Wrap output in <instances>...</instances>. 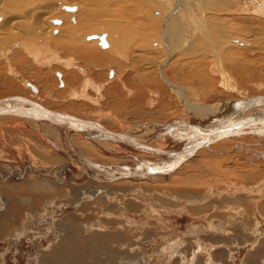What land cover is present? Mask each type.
I'll return each instance as SVG.
<instances>
[{
    "label": "bare ground",
    "instance_id": "bare-ground-1",
    "mask_svg": "<svg viewBox=\"0 0 264 264\" xmlns=\"http://www.w3.org/2000/svg\"><path fill=\"white\" fill-rule=\"evenodd\" d=\"M213 1H217L218 3L215 2V4H212ZM234 1H236L238 6L232 3H226L225 1L222 2L221 0H175V2L174 0H0V45L4 46L8 42L18 43V46L15 48H9V45L2 47V56L6 57L5 59L6 61L8 60V63L9 60L13 61V63L16 62V56L19 52L26 56V58L31 59V62L29 61L30 59H27L28 61L25 62L23 66H18L16 63H14L16 66H13L9 63L10 69H8V71L11 73L12 70L19 78H21L22 75L28 76V74H30L29 68H39L44 73L43 67L46 66L52 70V64L55 63L65 66L67 70L78 69L82 77L79 76L80 78L76 81L74 80L76 78L69 74L70 77L67 76V80L69 82L74 80L78 84L81 80H84L87 88H90L93 86V79L87 76L85 71L79 69V62L86 66L91 65L94 69L95 67H98V69L107 67L114 70L123 69L125 68L123 63L130 61L131 48L135 47V51L138 53L140 59L139 62L149 59L144 62L147 63V66L153 64L156 66L158 65V67L160 66L159 70L162 71V78H160L164 83L166 81L163 76V69L171 59L175 60L174 70L181 75H186V79L190 80V82H184L186 85H208V82L212 84V80H207L211 72L219 77L222 76L223 82H226L228 76L233 78V75L227 74V72H230V67L232 69L237 67L238 59L235 55L238 52L245 51L250 47L254 51L256 49L264 50V48H261L263 44L257 45L258 42L264 41L263 38L259 39L257 34V31H264V0H261L262 3H259L260 0ZM174 9H177L174 16L168 18ZM222 9L228 10L229 14L226 15V13L223 12L222 19L215 18L213 14L221 12ZM232 13L237 14V21L234 20V23H231V20L227 19L232 16ZM242 13L243 17L239 19L238 16L242 15ZM52 14L56 16L48 18V16L51 17ZM142 15H145L149 22L137 21L141 19ZM180 18L183 20L182 23L180 22ZM135 26H138L139 29ZM92 35L95 37H91ZM103 35L104 37L101 38ZM88 37L92 39L88 40ZM233 39H240L241 42L237 41V43L243 46V48H237L238 51H234L231 46L229 47V44L232 43L230 41ZM227 49H232V52ZM94 54H97L101 58L98 60L95 58L96 56H92ZM239 54L241 55V53ZM11 55L12 57L10 58ZM156 55H159L161 59H158ZM259 55L262 56V53ZM42 60L44 63L40 64L39 62ZM249 62L250 61H248V63ZM208 63H211L212 67L207 66ZM35 64L37 68H32ZM252 64L254 65V62ZM243 66H241V68ZM137 68L140 70L141 74L138 75L136 80L147 82V78H149L147 74H145L140 67ZM142 69H144V66H142ZM114 70L112 71L114 72ZM257 72L258 71H256V73ZM237 73L238 70L236 71V74ZM238 74L237 77L240 76V74ZM61 75L63 76L62 73ZM259 75H261L260 72ZM216 77L214 78L216 79ZM239 79L241 78L239 77ZM23 82L25 83L28 81ZM65 82L66 81H64V83ZM44 85L46 93L53 92L51 84L48 86L45 82ZM57 85H59V82ZM65 88L66 84H64L62 89ZM95 88L98 89V86ZM33 90L35 92L37 91L34 88ZM176 93L180 97V103L183 106L186 118L182 119L183 121L171 119L169 122L178 120V122L183 123L182 127L179 126V123H164L163 126H155L151 124L153 122H150L149 126L146 123H142L134 127L132 132L129 131L130 129L126 131L122 129L123 132L112 131L130 137L135 140L136 143L145 146L146 150L149 152L135 150L131 145L111 142L109 140L110 136H103L102 131H73V129L66 126L62 127L45 121L40 122L32 118L18 116H16L17 118H13L11 123L13 122L12 124H16V126H21V128L22 126H28L30 129L38 130V132L41 131L44 133V136L53 137L56 143L52 141L58 151L64 152V155L70 154L69 157H67L69 161L67 165L74 164V166H78L81 175L93 181V184L90 183L93 191L88 193L84 190L87 189L86 187H83L84 189L77 188L78 191H76L75 195L80 194L82 196L79 198V201H77L76 198L72 199V196H70L66 190L62 189L63 187L61 185L58 186L57 183H53L51 181L53 179L48 177L29 178L30 180L26 179L27 181L17 184L8 183V186H4L3 194L0 193L2 196L0 197V202L3 203V199L5 201L8 200L7 204L3 203L4 207L1 209L0 240L2 239L1 237H9V239L12 237L15 239L19 238V233L23 232L26 227L25 223L18 226L19 222L16 220L21 218L22 212L24 211L23 207L25 209L31 207L32 209L30 211L36 210L32 213L35 214V217L53 215L51 217V227L47 229V234H57V238L51 243L49 242L50 246L48 250L42 249L40 253H37L36 258L39 259L40 264H80L81 260H83L82 253L76 252L75 250V237H72L70 240H67L66 237L74 236L79 232L85 233L86 226L93 227L94 225H91L90 222H87L88 225L84 224V216L82 215L83 218H80L81 216H79V213L75 218L66 217L63 220L56 219L55 215L59 213L62 215L65 213L66 206H69V202L75 204V206L76 204L79 206V204L86 203L85 200L88 199L89 201L87 202L91 204V206H106L104 208H106L110 214L107 215V217H99V230L94 231L89 237V242L96 246L98 252L106 253L112 250V245L117 241V239L113 238V235L116 234L115 231L120 232L123 230H119V217L126 213L125 207L127 206V198L131 197L129 199L133 200L135 204L139 206H145L147 198L164 201L163 195L156 189L154 191L148 189L149 191L146 193L145 190L147 185H152L154 187L155 185L153 184L159 182L161 184H177V182H183L189 185L193 190L194 187H198L199 185L204 186L205 184V191L207 192L205 199L208 202V200H211V197L214 196L215 198L217 195L214 194V190L210 186L203 182V177L218 170L222 175H225V169H230L232 172H235V168L242 164V159L237 157L236 149L245 150L246 148L243 147L245 143H254V146L259 148L257 151L258 155L264 157V97H252L242 101L235 100L236 102L232 100L219 101L210 105H202L190 101L186 97V94L178 88ZM180 93L182 94L180 95ZM71 96L83 97L85 99L88 97L85 91L74 93ZM182 96L185 98H182ZM15 97L36 102L43 107L50 108L48 107L49 104L45 105L42 102L35 101V99L24 95L7 96L0 98V101ZM186 101H188L189 104H187ZM94 103L99 105L97 102ZM193 106H196L198 109H193ZM51 110L53 109L51 108ZM62 114L82 119V115L77 116L70 112ZM223 114H225V116L221 119ZM13 116L15 115H0V120H7L8 117ZM98 119V121L91 120V122L99 123V121L102 120L100 118ZM83 120L90 121L87 119ZM218 120L220 121L217 125ZM115 121L116 118L114 119V122ZM244 122L246 126H240ZM213 128L217 130V134L208 138L210 135L209 131ZM142 133H145V136L148 138H143ZM206 134L209 135L206 136ZM72 139L74 142L73 144ZM138 140L147 142H138ZM236 144L238 148H236ZM77 147H80L82 154L76 152L75 148ZM65 151L70 152L65 153ZM35 153L39 154L37 151ZM42 155L44 156L45 154ZM53 156L52 158L48 157L49 162L59 165L63 159L58 156ZM235 160L238 165L233 164ZM45 161L47 162V160ZM148 162H153L156 169L149 171L146 166ZM201 162L206 165H203L205 168L200 166V164L202 165ZM261 164H263V162ZM180 166H185L183 172L176 171ZM64 167H60V170H63ZM262 168L264 169V164ZM173 170L176 171V173L179 172L176 177L165 176ZM245 173L246 175L242 177H248L253 180V182L256 181L254 184L261 187L259 183H257L259 177L256 176L254 170L249 169V171ZM260 174L264 175V170H262ZM215 176H218V174ZM245 181L246 180H244V182ZM60 182L61 181H59V183ZM106 182H115L117 186H112L113 188H110L103 185L109 184ZM96 183H100L103 186L100 185L99 187L95 185ZM209 183L213 185L211 180H209ZM118 184H135L140 186L136 187L133 195L127 196L117 193ZM243 188L251 192L256 191L258 193H264V189L259 188L257 191L254 188H250L248 185H244ZM6 192L7 195L5 194ZM51 195H55L56 200L52 199ZM44 198L46 201L48 199L51 200L43 203V207L45 208L42 211H38L35 206H40V203H42L40 200ZM175 199L176 201H174L173 204H181L182 207H184L183 210L186 212L187 210L189 211V207H196V205L192 204L195 200L193 197L181 196ZM59 200L60 203L58 205L61 206L56 209L54 206L57 205L56 202H59ZM123 200H125L126 203H124ZM258 201H260L259 208L254 206L251 213L250 210H245V213H243L241 207L233 202H229V204L234 207L232 210H239L238 214L240 216L242 215L239 220L230 215L231 219L224 218L223 220L222 218V220H217V223H210L206 226L208 229H203L201 227L198 230L193 228L189 230V233L192 235L196 233L199 234V232L203 230V234H206L211 239V242L216 243H212L209 246L204 245L208 253V257L206 256L207 258L204 264L234 263V259H236L234 251H236V249L238 250L241 244L242 246L249 245L246 239H244L247 235L246 227L248 224L245 222V215L247 213L254 215L258 219L259 222L256 220V224L260 223V225L257 226L256 232H258L259 235L264 234V226H262L264 224V200L254 198L252 203L257 204ZM176 205L173 206L174 209H177ZM211 205H213V203L210 202V206ZM169 207L168 205L167 208L171 209ZM194 209L196 210V208ZM161 210L160 213L166 212V208L165 211ZM72 212L74 211L72 210ZM191 212L194 211L192 210ZM198 214L197 212V216ZM215 214L217 215V213ZM106 220L109 222L112 221V223L115 221V224L112 226L104 225ZM60 226L61 230H58ZM20 227L22 228L20 229ZM27 228H29V225ZM109 228H111L110 232L108 230ZM106 230L107 232H105ZM231 233H236L237 237L243 240V243L235 244L234 241L232 246L228 243V250L225 251V253L219 252L222 246L227 243L224 240L231 239ZM217 236L222 239L221 243H217L221 241L220 239L214 238ZM256 238H259V236ZM183 244L185 246V243H180L177 246L173 244V247L171 246L170 249H180ZM78 246L81 247L82 244H78ZM198 246L200 247V244H198ZM201 248H203V245ZM262 248H264V242H260L255 251L249 254L250 256L247 260L248 264H256L255 261L260 262V258L264 259V249ZM212 250L220 257L219 259H214L215 255ZM198 253L199 252L192 253L194 254L193 256L191 254V256L196 259L193 258L191 261L189 259L184 260L182 263H200L199 258H197ZM136 262L139 263L138 261Z\"/></svg>",
    "mask_w": 264,
    "mask_h": 264
},
{
    "label": "rangeland",
    "instance_id": "rangeland-1",
    "mask_svg": "<svg viewBox=\"0 0 264 264\" xmlns=\"http://www.w3.org/2000/svg\"><path fill=\"white\" fill-rule=\"evenodd\" d=\"M221 1L222 2L225 1L226 3H232L233 5L238 6L236 1L234 0H221ZM215 2L217 1H213L212 4H215ZM259 3H262L261 0L259 1ZM176 11L177 9H174L170 13L168 18H172V16H174ZM223 12L226 13V15L229 14L228 10L222 9L221 12L215 13L213 15L217 19H222ZM54 16L56 15L52 14L51 17L48 16V18H52ZM142 16L141 19L137 21L149 22L148 18L146 19L145 15ZM238 17L239 19L242 18L243 13ZM227 19L231 20L230 21L231 23H234L235 21H237V14L232 13V16ZM180 22L181 23L183 22L181 18H180ZM135 27L139 29L138 26ZM257 32L259 39L262 38L264 39V31L263 32L257 31ZM91 37H95V36L92 35ZM91 37H88V40H91L92 39ZM103 37L104 35L101 36V38ZM237 41L241 42L240 39H236V40L233 39L230 41L232 42L230 43L231 45L229 44V47L231 46V48L234 51L235 50L238 51L237 48H243V46L238 45ZM262 44L264 46L263 40L258 42L257 45H262ZM7 45L10 46L9 48H15L18 46V43L8 42L4 46L0 45V50H1L0 98H4L7 96L9 97L17 96V95H24L27 97H31L32 99H35V101L42 102L45 105L49 104L48 107L50 108L45 107L49 110H51L52 108L53 110L62 113L70 112L77 116L82 115L81 117L82 119H87L90 121L91 120L98 121L99 120L98 118H100L102 120L99 121V124L115 132L117 131L123 132L126 131L127 129L128 130L130 129L129 131L132 132L134 127L139 126L142 123H146L149 126L150 122H153L151 124H154L155 126H163L164 123L166 124L179 123V126L182 127L183 123L178 122V120H182L186 118V115L185 112L183 111V106L180 103L181 102L180 97L176 93L177 88L182 90L190 101L202 105H210L212 103H216L219 101L223 102V101L232 100L234 102L235 100L242 101L245 99H250L252 97H264V50L263 49H262L263 51L261 49H256L254 51L250 47L249 49L246 48L247 49L245 50L246 52L242 51V52H238L237 54L235 53L236 54L235 56L238 59V64L236 65L237 67L235 69H232L230 67V72L229 71L227 72V74H232L234 79L228 76V80L226 82H223L222 76L219 77L218 75H215L211 72V74L209 73V76L212 79L208 76L207 80L208 79L212 80L213 81L212 84H209L208 81H205L208 82L207 83L208 85L196 84L197 86H195L194 84L186 85L184 83V82H190V80L186 79L187 78L186 75H181L174 70L175 60L173 59L168 61L167 65L163 69L164 71L163 76L166 81L164 83L161 79L162 71L159 70L160 66L158 67V65L156 66L155 64L147 66V63L144 62H146L149 59H145L139 62L140 59L138 53L135 51V47H132L130 53L131 54L130 61L127 63H123L125 65V68L123 69L114 70V69H109L110 67L99 68V69L98 67H95L94 69V67L93 66L91 67V65L86 66L85 64L79 62L78 64L79 69L85 71L87 76L93 79L92 80L93 86L87 88L84 80H81L79 84L74 81V80L77 81L78 78L82 77L78 69L67 70L65 66L58 65L55 63L52 64L53 67L52 70H50L46 66L43 67L44 73L39 68L38 69L29 68L28 70L30 71V74H28V76L22 75L21 78H19V76L16 75V73H14L12 70L11 73L10 71H8V69H10L9 63L10 65L13 66H16V64L18 66L19 65L23 66V64L28 61L27 59L30 58H26V56L20 54L19 52L16 56L17 57L16 62H14L16 64H14L13 61L11 60H9L8 63V60L6 61L5 59L6 57L2 56L3 55L2 47H6ZM263 46L261 48H264ZM232 49H227V50L232 52ZM239 53H241V55ZM261 53L262 56L259 55ZM92 56H96L95 58H97L98 60L99 58H101L97 54L96 55L94 54ZM11 57L12 55L10 56V58ZM156 57L158 59H161L159 55H156ZM29 61L31 62V59ZM248 61L250 62L248 63ZM253 62L254 65L252 64ZM39 63L43 64L44 61L42 60ZM142 66H144V69H142ZM207 66L212 67L211 63H208ZM241 66L243 67L241 68ZM137 67H140V69L143 70L145 74H147V76L149 77L147 79L149 81L147 80V82L146 81L141 82L136 80L138 75L141 74L140 70H138ZM32 68H37L36 64ZM236 69L240 74V76L238 77H237L238 73L236 74L237 71ZM112 70H114V72ZM256 71L258 72L256 73ZM8 72L10 73V75ZM23 72H19V73H23ZM259 72L262 76L259 75ZM58 73L63 74V79L64 81H66L64 83L66 84L65 89H62L63 87L61 88L59 85H57V83L59 82V78L57 77ZM69 74H71V76L75 77L76 79L72 80V82H69L67 80V76L70 77ZM243 76L246 78H244ZM214 77H216V79ZM239 77L243 79L241 80L239 79ZM34 78L37 82L34 80ZM23 81H28V82L24 83ZM29 82L33 84L35 87H37L39 91L36 93L31 91L27 86ZM45 82L48 86L51 84L52 86L51 89H53V92L51 93L45 92V88H44ZM97 86L98 89L95 88ZM83 91H85V93L87 94L88 99L78 96H71L74 93L77 92L81 93ZM181 94L182 93H180V95ZM182 98L185 97L182 96ZM188 101H186L187 104H189ZM92 102L93 103L97 102L99 105L95 103L93 104ZM193 109H198V108L196 106H193ZM111 115L116 118L115 122H114L115 118H113ZM224 116L225 114L222 115L221 119H223ZM13 118H17V117L13 116V117H8L7 120H0V177H1L0 193L3 194L4 186H8V183L17 184L20 182L22 183L23 181H27L29 178L32 179V178H41V177L42 178L48 177L53 179L51 180L53 183L55 184L57 183L58 186L61 185L63 187L62 189L66 190L69 193V195L72 196V199L76 198L77 201H79V198L82 197L80 194L75 195L76 191H78L77 188L84 189L86 187L87 189L84 190H86L88 193L93 191L91 185L93 184V181H91L87 177L84 178V176L81 175L78 166L76 167V165L74 166V164L67 165V163L69 162L67 157H69L70 154L64 155L63 154L64 152L58 151L56 146H54V142L56 143V140L53 137L44 136L43 135L44 133H42L41 131L38 132V130L32 128L30 129V127L28 126H22V128L21 126L20 127L16 126V124H12L13 122L11 123V120ZM171 119H178V120L169 122V120ZM219 121L220 120L217 121V125ZM142 135L143 138H148L145 136V133H142ZM138 142H147V141L138 140ZM73 143L74 142L72 139V144ZM243 147L246 149L245 150L236 149L237 157L242 159V164L239 165V167L235 168L236 169L235 172H232L230 169H225V175H222L218 170L216 172H211L209 175L203 177V182L206 183L208 186H210L214 190V194L217 195L215 198L214 196L211 197L210 198L211 200H208L209 203L205 199L207 195V192L205 191L206 189L205 184L204 186L199 185L198 187H194V189L192 190V188L189 187V185L183 182H177V184H166V183L161 184L159 182L157 184H153L155 185L154 187L152 185L146 186V190H145L146 193L149 190L154 191L156 189L158 192H160V194L163 195L164 201L147 198V201L145 202L147 206L146 205L139 206L135 204L133 200L129 199L131 197L127 198L128 200H126L128 204L125 202V200H123V202L126 203L127 205L125 207L126 213L119 217L120 219L119 230L121 229L123 230H121L120 232L115 231L116 234L113 235V238L117 239V241H115V243L112 245V250L106 253L98 252L96 246L89 242V237L94 233V231L99 230V226H98L99 217L100 216L107 217V215L110 214V212L107 211L106 208H104L106 206L94 207L92 205L93 206L92 207L91 204L87 202L89 201L88 199L85 200L86 203L79 204V206L78 204H76L75 206V204L69 202L68 204L69 206H66L65 213L62 215H60L59 213L55 215V218L59 220L60 219L63 220L66 217L75 218L78 216L77 214L79 213V216H81L80 218H83L84 216L83 218L84 224L88 225V223L90 222L91 225H94L93 227L86 226L87 228L85 229V233L79 232L76 233L74 236L66 237L67 240H70L72 237H75V244H74L75 250L76 252L82 253L83 260H81L80 264H183L182 262L184 260L189 259L191 261L194 258L192 257L194 255L192 253L195 252H199L197 254V258H199V262H200L196 264H204L205 259L208 257V253L207 250L205 249V246H209L210 244L215 242H211V239L206 234H203L204 233L203 230L202 232H199V234L196 233L195 235L190 234L189 230H191V228L198 230L201 227L203 229H206L207 225H209L210 223H217V220L220 219L222 220V218L223 220L224 218L231 219L230 215H232V217H236V219L239 220L242 217V215L240 216L238 214L239 210L238 211L236 209L232 210L233 207L232 205L229 204V202H234V204L241 207L242 209L241 208L240 209L243 213H245V210L248 211L250 210L251 213L254 206L259 208L260 201H258L257 204H253L252 201L247 200L250 197V195H253L252 194L253 192L251 193L250 191L245 190L243 187L244 185H248L249 187H253L257 191L259 188L264 189V175L260 174V172L264 170L262 168L264 164V157L258 155L257 151L259 150V148L254 146V143L251 144L245 143ZM236 148H238L237 144H236ZM35 150L39 152V154L35 153L36 152ZM75 150L76 152L82 154L81 153L82 150L80 149V147L75 148ZM69 152L70 151L68 152L65 151V153H69ZM42 154L45 155L43 156ZM53 155L63 159L62 160L63 163L60 162L59 165L55 163H50L48 157L52 158ZM45 160H47V162ZM260 162L261 163L263 162V164H261ZM150 163L153 162H148V165H146L147 169L149 171L155 170L156 166L154 165V163L152 165H149ZM233 164L238 165L236 160L234 161ZM203 165L205 164L204 163H202V165L200 164L202 168H205L206 165L205 166ZM60 167H64L63 170H60ZM249 169L254 170L256 172V176L259 177L258 179L259 181H257V183H259L261 187L256 186L254 184V182L256 181L253 182V180H251L248 177L247 178L242 177L243 175H246L245 172H248ZM177 170L179 172H183L185 170V166L183 167L180 166L176 169V171ZM176 171L173 170L172 171L173 174L171 172L165 176L176 177L179 173V172L176 173ZM216 174H218V176H215ZM209 180L213 182V185L209 183ZM244 180L246 181L244 182ZM59 181L61 182L59 183ZM132 182L136 183L135 181ZM106 183L109 184H103V185L108 186L110 188L117 186L115 182L112 183L106 182ZM95 185L100 187L101 184L96 183ZM138 186L140 185L118 184L117 193H119L120 195H127V196L133 195L136 187ZM5 194L7 195V192ZM256 194L259 195L258 197L254 195V198L258 200H264V193L262 194L256 192ZM180 195L183 197L185 196L193 197L195 199L192 202V204L196 205V207L195 206L194 207L192 206V208L189 207V211L187 210V212L189 213L183 210L184 207H182L181 204L179 203L177 205L176 203L173 204V202L176 201L175 198L181 197ZM234 196H237V198L234 199ZM0 197L2 196L0 195ZM55 197H56L55 195H51V198L56 200ZM49 200L51 199H48L47 201ZM7 201L3 199L4 204H7ZM47 201L45 198L40 200V202H42L40 203V206H35L38 209V211L40 210L42 211L45 208L43 207L44 205L43 203ZM210 202L213 203L215 208L213 205L210 206ZM56 203L57 205L54 206V208L58 209L61 206L58 205L60 203V200L59 202L57 201ZM243 204L245 206H243ZM168 205L170 206L169 208L171 209L167 208ZM175 205L177 209H174L173 206ZM3 207L4 205L0 203V214L2 213L1 209ZM165 208H166V212L160 213V210L162 209L161 211H165ZM194 208H196V210ZM31 209H32L31 207H28L27 209L23 207L24 211L22 212L21 218H19L20 221L16 220L17 222H19L18 226H21L23 223H25V227H26L24 228L23 232L19 233L22 234V237L17 238V241L20 242L21 244L19 249H16V247H14V245L8 241L0 240V264H34L33 261H35L37 252L40 253L42 249L48 250L50 246L49 242L51 243L57 238L56 233H55V237L53 236L54 233L47 234V229L51 227V222H52L51 217L53 215L51 214L47 217H43V216L35 217V214L32 213L33 211L36 210L30 211ZM72 210L74 212H72ZM192 210L194 212H191ZM197 212L201 216L198 214L199 216L198 217ZM215 213H217V215ZM41 220H44L43 227L41 226L40 223ZM256 220L257 222H259L258 219L252 214L247 213L245 215V222L248 225L246 227L247 235L246 238L244 239H246L249 245L242 246L241 243H243V240L237 237L236 233H231L232 234L231 239L229 238L224 240L227 243L224 244V246H222L219 252L225 253V251H227L229 247L227 245L228 243L231 244L230 246L234 244V241L235 244H241L240 248L234 251L236 259H234L235 261L233 264H248L247 260L249 259L250 256L249 254L255 251V249L259 246L260 242H264V234L259 235L258 232H256L257 226L260 225V223L256 224ZM37 224H39V226L36 228V230H34L33 227H30L31 225L35 226ZM113 224H115V221L114 223H112V221L109 222L106 220L104 225L112 226ZM28 225L29 228H27ZM262 226H264V224ZM58 230H61V226L58 227ZM108 230L110 232L111 228H109ZM29 231H31L32 233L28 234ZM36 232H38L39 234H37ZM105 232H107V230ZM257 236H259V238H256ZM214 238H218L221 240L217 243L222 242V239L219 236ZM180 243H185V246L183 244L182 248L180 249L175 248L174 249L175 251L170 249L171 246L173 247V244L174 246H177ZM38 244L43 248L38 249L39 248ZM78 244H82V246L79 247ZM198 244H200V247L198 246ZM202 245L203 248H201ZM213 251L214 250H212V252ZM214 255H215L214 257L215 260L220 258L215 253ZM136 261H138L139 263H137ZM255 262L256 264H264V259L260 258V262L258 261ZM36 263L40 264V261L37 258H36Z\"/></svg>",
    "mask_w": 264,
    "mask_h": 264
},
{
    "label": "water",
    "instance_id": "water-1",
    "mask_svg": "<svg viewBox=\"0 0 264 264\" xmlns=\"http://www.w3.org/2000/svg\"><path fill=\"white\" fill-rule=\"evenodd\" d=\"M0 115H15L18 117L32 118L40 122L45 121L51 124H57L58 126H62V127L66 126L73 129V131L75 130L81 132H85V130H90V131L94 130L96 132L102 131L103 136L104 135L110 136L109 140L111 142L120 143L122 145H131L135 150L149 152L148 150H146L145 146L136 143V141L131 139L130 137L112 132L109 129L104 128L99 123L85 121L83 119L74 116L48 110L36 102H31L29 100H24L18 97L0 101ZM240 126L245 127L246 123L244 122ZM214 128L209 131L210 134V135L208 134L209 136L206 134L208 138L210 136L217 134V130Z\"/></svg>",
    "mask_w": 264,
    "mask_h": 264
},
{
    "label": "flooded vegetation",
    "instance_id": "flooded-vegetation-1",
    "mask_svg": "<svg viewBox=\"0 0 264 264\" xmlns=\"http://www.w3.org/2000/svg\"><path fill=\"white\" fill-rule=\"evenodd\" d=\"M112 74V73H111ZM57 77L59 78V86L62 88V87H64V79H63V76L61 75V74H57ZM27 86L29 87V89L31 90V91H33L34 93H36V92H38L39 90H38V88L37 87H35L33 84H31L30 82L27 84ZM33 88L34 89H36L37 91L35 92L34 90H33ZM2 205H3V203L2 202H0ZM43 216V215H42ZM43 221L44 220H41L40 221V223H41V226L43 227ZM39 226V224H37V225H35V226H33V225H31L30 227H33L34 228V230H36V228ZM21 229V228H20ZM29 233H32L31 231H29L28 232V234ZM37 234H39L38 232H36ZM20 236L19 237H22V234H19ZM50 235V234H49ZM53 236L55 237V233L53 234ZM24 237H26V236H24ZM2 239L1 240H4V241H7L8 240V242H10V243H12L13 245H14V247H16V249H19V247H20V242H18L17 241V239H15V238H11V239H9V237H1ZM12 240V241H11ZM42 249L43 247L42 246H40L39 245V248L38 249ZM37 253H39V252H37ZM37 256V255H36ZM33 263L34 264H37L35 261H33Z\"/></svg>",
    "mask_w": 264,
    "mask_h": 264
},
{
    "label": "crops",
    "instance_id": "crops-1",
    "mask_svg": "<svg viewBox=\"0 0 264 264\" xmlns=\"http://www.w3.org/2000/svg\"><path fill=\"white\" fill-rule=\"evenodd\" d=\"M250 188H253V187H250ZM251 192V191H250ZM253 192V193H252ZM251 193L253 194V195H250V197L247 199V200H249V201H253L254 200V195L255 196H257L258 197V195L259 194H256V192H254V191H252ZM235 198H237V196H234V199ZM253 198V199H252ZM246 201V200H245ZM234 203V202H233ZM235 203H238V202H235ZM243 206H245L244 204H243ZM238 207V206H237ZM234 208V207H233ZM239 208V207H238ZM249 230V229H248Z\"/></svg>",
    "mask_w": 264,
    "mask_h": 264
}]
</instances>
